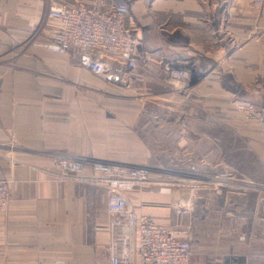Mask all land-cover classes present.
I'll return each mask as SVG.
<instances>
[{"label": "crops", "instance_id": "obj_1", "mask_svg": "<svg viewBox=\"0 0 264 264\" xmlns=\"http://www.w3.org/2000/svg\"><path fill=\"white\" fill-rule=\"evenodd\" d=\"M54 1L91 0H0V179L9 180L10 192L0 214V264H109V190L91 164L128 160L126 123L142 106L116 109V117L95 107L97 94H119L127 85L97 80L47 48L46 25L59 28L47 17ZM127 1L148 64L189 70L183 112L197 137L184 143L213 147L214 156L201 152L199 159L229 168L186 174L206 180L197 195L182 198L193 264L264 261V119L239 108L245 101L264 106V0ZM153 76L162 82L163 75ZM58 156L84 160L83 176H62ZM127 195L137 214L176 228L175 196ZM199 205L205 215L196 218Z\"/></svg>", "mask_w": 264, "mask_h": 264}, {"label": "built area", "instance_id": "obj_2", "mask_svg": "<svg viewBox=\"0 0 264 264\" xmlns=\"http://www.w3.org/2000/svg\"><path fill=\"white\" fill-rule=\"evenodd\" d=\"M47 17L59 22V28L45 27L50 36L48 49L67 54L75 64L100 77L130 84L139 76L140 60L147 55L142 50L143 38L129 23L127 0L54 1ZM168 71L172 78L189 76L186 68L171 67ZM239 108L249 118L264 119V106L257 108L253 102L245 101ZM55 162L62 176H83L84 160L58 156ZM91 167L93 176L104 181L109 190V264H190V238L150 214H137L129 203L127 193L147 181L148 168L105 161H94ZM6 181L0 180V213L10 198Z\"/></svg>", "mask_w": 264, "mask_h": 264}, {"label": "rangeland", "instance_id": "obj_3", "mask_svg": "<svg viewBox=\"0 0 264 264\" xmlns=\"http://www.w3.org/2000/svg\"><path fill=\"white\" fill-rule=\"evenodd\" d=\"M254 3L261 6L263 0H254ZM142 50L146 52L145 49ZM148 63V58L140 60L137 70L142 74L141 80H134L132 83L126 84L127 86L124 88H118L121 93H113L114 90L111 89L110 92L97 94L102 99L96 100V102H101H99L100 105L96 103L95 107L105 108L104 111L107 114L116 117L118 112L116 109L123 113V110L129 112L136 106H142V111L137 118L126 123L125 137L128 144L126 149L128 160L125 163L112 160V163L128 167L144 166L148 168L147 181L138 184L134 189L141 192L158 190L175 196L173 206H175L176 212L178 211L175 229L183 236L184 205L182 198L188 196L191 191L193 194L197 192L194 190L199 191L198 188L200 186L204 187V181H206L188 177L186 174L195 175L199 174L200 171H221L226 170L228 167L224 168L219 165L216 168L214 162L203 163V160L199 159L198 155L201 152L214 156L213 147L198 148L184 143L186 142L183 141L184 139L197 137L193 136L196 134L195 132L189 131L188 116L183 112L181 86L185 78H172L169 71L154 70V67L152 68ZM153 74L163 75L162 82H158ZM93 75L95 76V74ZM95 78L98 80L103 77L96 75ZM171 78L174 79L173 82ZM117 98L122 99L116 100ZM205 150L206 152H204ZM227 166H230V164H227ZM91 173L94 174L92 167ZM0 180H7L6 184L9 191V180L5 178ZM254 210V213L252 211L254 219L258 220L262 211L257 208ZM193 214L198 218L200 214L204 216L205 212L204 210L202 212L199 205V207L196 206V211H192ZM190 264H193V247ZM254 264H264V261L255 259Z\"/></svg>", "mask_w": 264, "mask_h": 264}]
</instances>
